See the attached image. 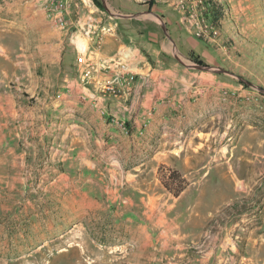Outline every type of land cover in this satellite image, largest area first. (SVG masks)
<instances>
[{
	"label": "crops",
	"instance_id": "0c3cea01",
	"mask_svg": "<svg viewBox=\"0 0 264 264\" xmlns=\"http://www.w3.org/2000/svg\"><path fill=\"white\" fill-rule=\"evenodd\" d=\"M156 1L152 11L172 33L180 30L174 0ZM65 2L64 28L40 0H0V259L9 263L49 251L53 264H63L58 260L79 250L66 242L81 236L90 264H156L158 236L167 243L172 234L174 199L194 187L242 189L245 196L264 189V149L254 148L264 142L262 124L255 123L251 107L230 99V125H244L230 137L245 142V155L237 157L245 164L221 147L214 165L200 162L206 138L200 126L222 120L221 85L212 81L187 90L191 83H179L187 73L129 21L136 18L111 21L90 0ZM84 23L93 27L88 43L94 56L126 57L137 72L119 95L82 78L77 45ZM222 24L216 42L228 48L234 34L229 23ZM172 168L188 180L178 196L161 180ZM221 202L215 215L241 213L237 193Z\"/></svg>",
	"mask_w": 264,
	"mask_h": 264
},
{
	"label": "rangeland",
	"instance_id": "374dc122",
	"mask_svg": "<svg viewBox=\"0 0 264 264\" xmlns=\"http://www.w3.org/2000/svg\"><path fill=\"white\" fill-rule=\"evenodd\" d=\"M40 1L43 2V6L49 14L52 0ZM148 1L107 0L113 12L128 14L148 10ZM223 1L230 6V9L227 10V24L229 23L232 32L236 29L242 33V37L237 39V45L233 46L231 50L226 47L220 48L221 44L217 45L218 41L216 42V40H218L220 34L215 35V40L212 41L204 40L197 36L195 31L196 24L188 20L186 9L187 7H192L198 13L203 10V16L206 17L204 8L208 6H203L199 0H174L173 8L179 13L181 29H174L172 33L167 22L166 24L171 37L177 45L178 52L185 62H195L189 56L190 51L194 50L197 54L202 55L204 64L226 68L233 74L189 68L174 56L173 42L165 34L160 23L152 16L144 15L141 18H136L143 21L142 23L133 22L136 23L141 31H151L152 38L157 45L159 47L163 46L168 53V61L172 60L182 72L187 73L184 79L179 81L181 86L187 88V82L191 83L187 88V90H191L196 85L201 87L202 84L213 81L214 83H219L222 87L220 94L222 98L220 101L222 105L221 113L223 114L222 120L220 122L217 120L214 122L213 119L205 120L200 126L202 132L206 133L201 135H205L204 137L206 138L202 139L204 144L201 146L204 154L199 161L210 166L214 165L220 160L217 151L221 147L226 152L235 151L232 159L244 166L245 162L243 160L238 162L237 157L245 155L246 149L242 147L245 142H237L234 138V134L237 136L244 125L240 126L238 124L236 127L230 125L229 119H227L229 117V108L226 104L231 99V101H236L241 105L242 108L247 107L250 110L251 107L255 123L262 124L260 126L263 129V133H260L259 136L264 138V91L256 87H264V67L261 64L264 63V0ZM90 2L106 14H109L111 21H118V19L127 21L125 18L111 15L105 7L102 9L94 0H90ZM156 4L157 1L154 0L153 6H156ZM251 39H257L258 42L253 44L250 41ZM248 50L252 51V53H249ZM143 53L147 57L145 51ZM165 55H163V59H166ZM206 98L213 100L212 95H207ZM219 100L216 97L215 101L218 102ZM209 112L212 113L213 109L211 108V110L207 111V114ZM231 135H234V137H230ZM261 146L264 149V142L262 145L255 142L254 148H260ZM211 176L213 175L211 174ZM236 193L239 196L240 208L238 209L241 213L231 218L215 215V207H218L223 202H221L223 197L227 200L231 196L234 197ZM173 201L175 205L169 212L171 219L168 222L173 226L172 234L167 238V243H163L164 237L158 236L159 242L155 248L156 264H181L182 262H188V259L192 261L199 259L201 261L205 259L217 260L227 264H264V239L261 237L264 229V226H261L264 218V189L257 190L252 196H245V191H242V189L234 191L227 187L217 190L211 188L197 189L194 187L190 188L177 201L175 199ZM160 212H165V206L160 207ZM77 239V241L72 240V242L67 241L66 243L78 247L79 250L73 251L72 258L63 256L58 262L63 264H72L74 262L75 264H90L88 262L90 260L88 251L82 242V237L79 236ZM98 245L103 249V246L99 243H97L96 249ZM230 246H234L236 249L232 250ZM210 247L219 248H214L215 253L210 258L204 259V253ZM144 256L143 262L148 260ZM27 259H34L35 263L33 264H53L54 254L45 251L24 256L18 260H11L9 263H5L3 259H0V264H24Z\"/></svg>",
	"mask_w": 264,
	"mask_h": 264
},
{
	"label": "built area",
	"instance_id": "2783aa9c",
	"mask_svg": "<svg viewBox=\"0 0 264 264\" xmlns=\"http://www.w3.org/2000/svg\"><path fill=\"white\" fill-rule=\"evenodd\" d=\"M199 1L203 6H208L207 0ZM51 3L49 8L51 19L61 27H67L69 19L65 13V0H52ZM204 9L207 10V8ZM186 12L188 20L196 24L195 31L198 37L208 41L215 40V35L219 34L218 28L207 17L203 16V10L198 13L192 7H187ZM80 29L84 38L77 45V61L83 67L82 78L88 82L94 81L105 93L119 95L124 91L127 84L136 79L137 72L132 68L126 57L100 58L94 56L88 43V36L93 29L92 24L84 23ZM103 29L108 30L109 28L103 27ZM102 73L105 75H102Z\"/></svg>",
	"mask_w": 264,
	"mask_h": 264
},
{
	"label": "trees",
	"instance_id": "16d2710c",
	"mask_svg": "<svg viewBox=\"0 0 264 264\" xmlns=\"http://www.w3.org/2000/svg\"><path fill=\"white\" fill-rule=\"evenodd\" d=\"M94 1H95V3H97V5L99 7L104 9V6H103L101 0H94ZM207 1H208V7L206 10V17L210 20V22H212L218 28L219 34H221V29L223 28L222 21L223 20L226 21L227 10L230 9L229 8L230 6L227 3H225L224 1H219V0H207ZM153 5H154V0H149L147 9L148 10H155ZM118 21H123V19H118ZM131 21L132 22L136 21V22H140V23L143 22V21L137 20V19H131ZM141 32L150 34L151 39H153L152 35H151V31H145V32L141 31ZM233 34H234L233 36H230L226 40V46L228 48H232L233 46L237 45V42H238L237 39L239 37H242V33H240V31H237L236 29L233 31ZM250 41L253 42V44L258 42L257 39H254V40L251 39ZM248 52L252 53V51H250V50H248ZM189 56L195 62L202 63V64L205 63L204 60L202 59L201 55L197 54L194 50L190 51ZM261 64L264 67V63H261ZM262 88L264 89V87H262ZM161 180H162L164 186L176 196L180 195L181 192L183 190H185V188L188 185V180L185 177H183V175L181 174V172L178 169H175V168L169 169L168 172L162 173L161 174Z\"/></svg>",
	"mask_w": 264,
	"mask_h": 264
},
{
	"label": "water",
	"instance_id": "95a60500",
	"mask_svg": "<svg viewBox=\"0 0 264 264\" xmlns=\"http://www.w3.org/2000/svg\"><path fill=\"white\" fill-rule=\"evenodd\" d=\"M102 3L105 7V9L113 16L115 17H119V18H141V16L144 15H150L152 16L157 22L160 23L162 29L164 30L165 34L168 36V38L173 42V54L174 56L183 64H185L186 66H188L189 68H194V69H199V70H210L213 72H217V73H229V74H233V72H231L230 70L226 69V68H220V67H215L213 65H209V64H202V63H198V62H191V63H187L185 62L181 55L179 54V50L177 48V45L175 43V41L173 40V38L171 37L166 21L164 20V18L152 11V10H144V11H140V12H136V13H121V12H113L111 9V6L109 5V3L107 2V0H102ZM241 78V77H240ZM253 86H255L253 83H250ZM258 89L264 91V89L260 86H256Z\"/></svg>",
	"mask_w": 264,
	"mask_h": 264
}]
</instances>
